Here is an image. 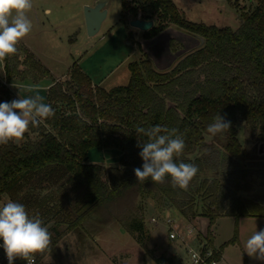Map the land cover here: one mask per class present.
Returning <instances> with one entry per match:
<instances>
[{"label": "trees", "instance_id": "16d2710c", "mask_svg": "<svg viewBox=\"0 0 264 264\" xmlns=\"http://www.w3.org/2000/svg\"><path fill=\"white\" fill-rule=\"evenodd\" d=\"M256 1L253 12L242 14L239 28L233 29L192 22L174 0H122V22L159 19L144 33L145 39L171 24L198 37L202 45L166 71L157 70L148 57L131 62L129 83L110 90L93 85L75 63L69 79L53 81L48 89L55 116L29 127L36 137L0 145V203L5 196L18 200L23 188L49 191L50 199L36 202L46 211L40 214L44 225L56 222L51 232L66 223L80 237L88 224L118 223L130 234H145L139 202L147 197L161 207L176 208L188 220L208 219L209 229L224 216L264 217V199H244L240 194L252 191L250 182L241 183L248 171L240 161L253 163L257 152L251 139H264V0ZM181 45L173 43V51ZM3 62L8 81L29 78L39 83L52 76L22 42ZM1 91L3 102L12 101L8 88ZM217 114L231 121L229 131L219 134L223 153L210 149L207 141V127ZM156 125L183 134L186 146L179 159L199 169L187 190L174 188L170 177L163 183L150 178L137 182L134 169L143 164L137 144L147 138L135 129ZM93 147L119 149L120 166L106 169L89 162ZM206 238V246L212 247L211 231ZM237 241L236 233L229 243ZM225 245L212 247L211 258H221ZM156 262L183 264L176 256H160ZM14 264L26 261L17 259Z\"/></svg>", "mask_w": 264, "mask_h": 264}, {"label": "rangeland", "instance_id": "374dc122", "mask_svg": "<svg viewBox=\"0 0 264 264\" xmlns=\"http://www.w3.org/2000/svg\"><path fill=\"white\" fill-rule=\"evenodd\" d=\"M101 1L106 3L107 16L99 32L90 36L86 25L85 8L93 7ZM174 2L192 22L233 29L239 28L242 14L253 12L257 6L256 0H174ZM32 3L33 7L27 13L32 23L31 31L22 40L27 42L42 62L52 69L55 76H61L62 79L63 75L67 77L72 64L79 63L94 82L104 80L102 87L106 89L129 83L131 78L129 63L139 61L140 53L143 52L139 44L143 31L131 26L130 19L127 23L120 20L122 0H32ZM46 9H51L49 15L45 14ZM140 12L144 13L142 10ZM153 21L154 25L160 23L157 17ZM169 29L188 35V39H194L190 41L183 39V47L187 52L202 45L199 38L191 33L174 25ZM163 39L168 44L170 36L165 35ZM153 43L147 45V50L151 54L156 50L149 47ZM144 46L146 45L143 44ZM159 53L155 52L157 62H160V58L166 61L164 67H161L164 69L159 71L169 70L172 66L169 64L178 60L173 61L176 57L173 55L170 57L167 52L159 58ZM4 74L3 64L0 63L1 79L5 77ZM29 81L31 85L37 86L38 94L44 97L46 103L47 96L43 90L45 85L52 81V77L45 78L39 83H34L31 79ZM19 92L21 97H26L29 93L26 90ZM242 135L241 132L240 137L243 139ZM29 137L35 138L36 134L27 131L21 141H26ZM221 138V135L215 137L208 135L210 149L225 152ZM251 140L252 147L257 152L254 162L240 161V167L248 171L246 180L243 179L241 183L250 182L252 191L240 194L244 199H264V139L260 140L259 137L253 136ZM121 157L122 152L115 148L93 147L88 152L89 162L102 164L106 169L119 163ZM222 159L220 156L218 162H222ZM23 192L24 194L15 202L23 204L30 216L36 214L40 216L46 212L45 209H39L36 202L40 203L43 198L50 199L49 191L23 188L20 193ZM8 199L11 197L5 196L0 205ZM28 200L29 204L26 202ZM141 201L139 207L145 221V234H130L118 223L103 227L88 224L83 230L84 235L80 237L79 233L68 228V224L60 223L50 232V249L43 254H36L35 264H157L156 259L160 256H176L183 264H192L188 248L199 250L203 244L206 245V235L210 231L214 237L212 247L219 250L226 244L222 256L228 264H264L244 252L247 239L256 231L264 229V217H242L236 220L234 217L224 216L217 219L209 229L210 221L206 218L188 220L176 208L161 207L152 198H142ZM54 226L56 222L51 229ZM194 226L196 228L190 234L188 231ZM173 231L181 234L186 243L181 238L172 240L170 234ZM236 233L238 241L229 243ZM212 247L210 246L211 250ZM4 254L3 248L0 247V264H3Z\"/></svg>", "mask_w": 264, "mask_h": 264}, {"label": "clouds", "instance_id": "9594fccd", "mask_svg": "<svg viewBox=\"0 0 264 264\" xmlns=\"http://www.w3.org/2000/svg\"><path fill=\"white\" fill-rule=\"evenodd\" d=\"M33 7L32 0H0V61L16 54L17 44L31 31L32 23L27 13ZM51 9H46L49 15ZM18 90L33 91L32 87L12 84ZM19 94V93H18ZM55 116L54 108L44 103L37 94L0 102V145L21 141L25 133L39 127L41 122ZM231 121L220 114L213 118L207 132L215 137L229 131ZM138 135L146 141L137 147L143 160L142 167L134 169L137 182L163 183L171 178L172 186L187 190L199 169L194 163H185L179 158L185 149L183 134L175 128L137 126ZM0 247L3 248L8 264L17 259L35 264V255L50 249L51 233L39 214L30 216L25 206L8 199L0 205ZM244 252L251 258L264 262V229L256 231L244 244Z\"/></svg>", "mask_w": 264, "mask_h": 264}, {"label": "crops", "instance_id": "0c3cea01", "mask_svg": "<svg viewBox=\"0 0 264 264\" xmlns=\"http://www.w3.org/2000/svg\"><path fill=\"white\" fill-rule=\"evenodd\" d=\"M170 26L171 25H169V27L166 29V30H164L162 33H160L159 35H157L156 37H154V38H152V39H144L143 38V35H144V31H143V33H142V37H141V39L139 40V44H141V49L143 50V52H141L140 53V56H139V61H142L144 58H146V57H148L149 59H151V61H152V63H153V66L157 69V70H161V69H164V68H161V67H164L163 65H164V63H166V61L165 60H162L163 58H160V57H162V54H165L166 52H167V55H169L170 57L173 55L174 57H176V58H174V60L173 61H176L177 59L179 60L180 58H182L184 55H186V53H189V52H187L186 50H185V48L183 47L184 46V44H183V39H185L186 41H190V40H194V39H192V38H190V39H188L189 38V36L188 35H184V34H182V33H179V32H177V31H173L172 29H169L170 28ZM177 27V26H176ZM165 35L166 36H170V39H169V42H168V44L164 41V39H163V37H165ZM20 42H22V43H24L28 48H29V50L31 51V52H33V50H32V48L27 44V42H24L23 40H21ZM153 42H156V43H153ZM150 43H153V45L152 46H150L149 45V47H151V49H156L155 50V52L156 53H159L160 54V56H159V58H160V62H157V54H155V52L153 53V54H151V53H149L148 52V48H147V45L148 44H150ZM173 43H180V44H182L181 46H182V48L181 49H179L178 51H176V52H174L173 51V49H172V44ZM143 44L144 45H146V46H144L143 47ZM167 45V46H166ZM34 53V52H33ZM35 54V53H34ZM36 55V57H38V55L37 54H35ZM38 59L41 61V63L47 68V69H49V71L51 72V77H52V81L49 83V84H46L45 85V87H44V90L43 91H45V93H46V96H47V93H48V89L53 85V81H59V82H63V81H65V80H67V79H69V75H70V71H71V69H72V67H70L69 68V73H68V76L66 77V76H64L63 75V79L61 78V76H55L52 72V69H50V67L48 66V65H46V64H44V61L42 62V59L40 58V57H38ZM162 60V61H161ZM178 60L176 61V62H172V63H170L169 65H172L171 66V68L178 62ZM132 62V61H131ZM135 62V61H134ZM0 63H2L3 64V67H4V62L3 61H0ZM122 63V62H121ZM174 63V64H173ZM130 64V63H129ZM72 65H74V63L72 64ZM78 65L81 67V64H79L78 63ZM82 68V67H81ZM170 68V69H171ZM83 70V69H82ZM5 71V70H4ZM84 71V70H83ZM86 74H87V72H85ZM131 73V72H130ZM6 74L7 73H5L4 75H5V77H3V79H1L0 78V84H5V87L6 88H8L10 91H11V93L13 94V99H18V97H19V94H20V92L19 91H22V90H24L23 88L22 89H20V90H18V89H16V88H14V87H11V85L12 84H20V85H24L25 86V88H27V87H32L33 88V91L34 92H29L27 95H26V97H28V96H33V95H35V93H37V86H33V85H31V83H29L30 81V79H25V80H18V79H14V80H12V81H8L7 80V78H6ZM88 75V74H87ZM89 76V75H88ZM130 77H131V75H130ZM90 79L92 80V78H91V76H90ZM102 82H104V80H102L101 82H94L93 80H92V83H93V85H95V86H99V87H102ZM102 88H104V87H102ZM106 89V88H105ZM107 90H110V89H107ZM19 93V94H18ZM18 94V95H17ZM18 96V97H17ZM25 97V98H26ZM12 99V100H13ZM46 100H47V97H46ZM46 103L48 104V100L46 101ZM192 226V225H191ZM193 228H196L195 226L193 227ZM214 249H216V248H214ZM223 257V256H222Z\"/></svg>", "mask_w": 264, "mask_h": 264}, {"label": "water", "instance_id": "95a60500", "mask_svg": "<svg viewBox=\"0 0 264 264\" xmlns=\"http://www.w3.org/2000/svg\"><path fill=\"white\" fill-rule=\"evenodd\" d=\"M106 3L104 1L97 2L93 7L87 6L85 8V17H86V25L87 30L90 36L96 35L99 30L101 29V26L103 25V21L105 20L107 16V10L105 8ZM130 25L137 29H140L144 32L149 31L154 26L153 20H144L141 18H134L130 21ZM203 41V40H202ZM115 167H118L120 165L114 164ZM54 225V222L49 223L47 227L49 230Z\"/></svg>", "mask_w": 264, "mask_h": 264}, {"label": "built area", "instance_id": "2783aa9c", "mask_svg": "<svg viewBox=\"0 0 264 264\" xmlns=\"http://www.w3.org/2000/svg\"><path fill=\"white\" fill-rule=\"evenodd\" d=\"M5 86V84H0V102L2 101L1 98V89ZM194 231L193 229H190L188 232L191 234ZM171 239H176V238H181L185 243L186 240L185 238H183L181 236V234H179L176 231H173L170 234ZM188 253L191 255V260H192V264H228L223 257L219 258V259H215V258H211L213 257V250H211L210 248H208L205 244L202 245V248H200L199 250H194L191 247L188 248ZM7 260L6 255L4 254L3 257V261ZM36 261V259H35ZM27 264V262H26Z\"/></svg>", "mask_w": 264, "mask_h": 264}]
</instances>
